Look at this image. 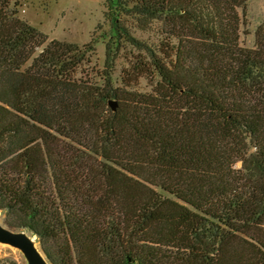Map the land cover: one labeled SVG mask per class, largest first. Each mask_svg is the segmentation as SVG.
<instances>
[{
	"label": "trees",
	"instance_id": "16d2710c",
	"mask_svg": "<svg viewBox=\"0 0 264 264\" xmlns=\"http://www.w3.org/2000/svg\"><path fill=\"white\" fill-rule=\"evenodd\" d=\"M247 3L105 0L93 71L94 40L47 41L0 0L8 228L50 264H264V20L242 46Z\"/></svg>",
	"mask_w": 264,
	"mask_h": 264
},
{
	"label": "rangeland",
	"instance_id": "374dc122",
	"mask_svg": "<svg viewBox=\"0 0 264 264\" xmlns=\"http://www.w3.org/2000/svg\"><path fill=\"white\" fill-rule=\"evenodd\" d=\"M17 15L32 27L43 33L47 41L59 40L82 46L90 40L95 41V53L90 59L89 69L101 71L104 61V44L107 39L108 23L104 20L105 0H17ZM244 24L240 34V44L251 48L254 46V33L264 20V0H248L243 10ZM133 35L146 40L148 35L135 29L132 22H128ZM38 53V52H37ZM135 51L125 47L118 55L113 67V78L118 79L121 71L126 70ZM29 64V61L26 65ZM86 68V67H85ZM131 81L134 79L131 78ZM140 91H148V81L141 78L138 87ZM240 165L237 164L238 168ZM0 219L4 215L0 213ZM24 232L34 246L38 244L28 231ZM37 249V248H36ZM38 250V249H37ZM42 251V250H41ZM0 260L14 264H29L22 250L14 245L0 242Z\"/></svg>",
	"mask_w": 264,
	"mask_h": 264
},
{
	"label": "water",
	"instance_id": "95a60500",
	"mask_svg": "<svg viewBox=\"0 0 264 264\" xmlns=\"http://www.w3.org/2000/svg\"><path fill=\"white\" fill-rule=\"evenodd\" d=\"M108 105L112 111L116 110V102L109 100ZM36 238L35 236H33ZM0 242L7 243L19 247L29 264H50L44 253L37 250L33 242L29 240L24 232L13 231L5 223V220L0 219Z\"/></svg>",
	"mask_w": 264,
	"mask_h": 264
},
{
	"label": "built area",
	"instance_id": "2783aa9c",
	"mask_svg": "<svg viewBox=\"0 0 264 264\" xmlns=\"http://www.w3.org/2000/svg\"><path fill=\"white\" fill-rule=\"evenodd\" d=\"M0 264H14V263L9 262V261H3V260H0Z\"/></svg>",
	"mask_w": 264,
	"mask_h": 264
},
{
	"label": "bare ground",
	"instance_id": "6f19581e",
	"mask_svg": "<svg viewBox=\"0 0 264 264\" xmlns=\"http://www.w3.org/2000/svg\"><path fill=\"white\" fill-rule=\"evenodd\" d=\"M35 247L41 252V250H40L38 244H36ZM41 254H42V252H41Z\"/></svg>",
	"mask_w": 264,
	"mask_h": 264
}]
</instances>
